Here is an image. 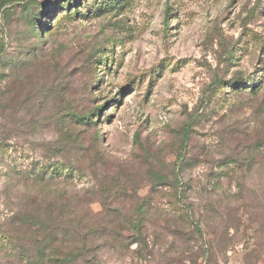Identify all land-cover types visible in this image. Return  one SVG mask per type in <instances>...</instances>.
Wrapping results in <instances>:
<instances>
[{
	"label": "rangeland",
	"instance_id": "rangeland-1",
	"mask_svg": "<svg viewBox=\"0 0 264 264\" xmlns=\"http://www.w3.org/2000/svg\"><path fill=\"white\" fill-rule=\"evenodd\" d=\"M44 171L69 181L19 175ZM60 197L97 225L142 208L135 243L90 239L100 264H264V0L5 5L0 264H27L17 213Z\"/></svg>",
	"mask_w": 264,
	"mask_h": 264
},
{
	"label": "trees",
	"instance_id": "trees-1",
	"mask_svg": "<svg viewBox=\"0 0 264 264\" xmlns=\"http://www.w3.org/2000/svg\"><path fill=\"white\" fill-rule=\"evenodd\" d=\"M13 2L14 0H4L0 3V11L5 5ZM34 24L33 21H28L29 26H34ZM234 85L239 88V83ZM254 88L252 86L251 90L254 91ZM72 116L76 123L82 125L87 123L88 117L75 114ZM19 175L25 180H32L41 185H47L50 181L59 178L62 182L69 181L68 176L55 173L52 175L51 172L45 171L42 174L23 172ZM61 198L57 203L60 209L57 219L42 218L44 212L38 210L42 204L39 202L36 205V201H32L31 206L17 213L12 221L11 230L1 233L5 237L6 245L4 246L7 247L9 253L16 257L17 252L20 251V256L27 264H100L96 257L93 260L90 258L93 255L88 246L93 241L90 239L98 236L99 239L105 237L110 238L111 241H120V243L125 239H130L135 243L138 235H141L142 224L135 219L136 216L139 217L142 214L140 207L133 208L130 212L131 218L125 222L117 216L113 223L97 225L92 223L90 215L79 213L78 202L74 203L69 199L61 200ZM120 227H124L123 231L128 235L125 239L119 236Z\"/></svg>",
	"mask_w": 264,
	"mask_h": 264
}]
</instances>
